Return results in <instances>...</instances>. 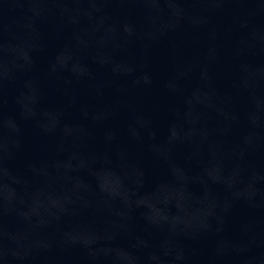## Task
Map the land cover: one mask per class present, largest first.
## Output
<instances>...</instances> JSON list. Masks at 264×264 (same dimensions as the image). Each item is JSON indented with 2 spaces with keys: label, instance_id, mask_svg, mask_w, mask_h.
<instances>
[{
  "label": "water",
  "instance_id": "water-1",
  "mask_svg": "<svg viewBox=\"0 0 264 264\" xmlns=\"http://www.w3.org/2000/svg\"><path fill=\"white\" fill-rule=\"evenodd\" d=\"M0 264H264V0H125L1 93Z\"/></svg>",
  "mask_w": 264,
  "mask_h": 264
}]
</instances>
